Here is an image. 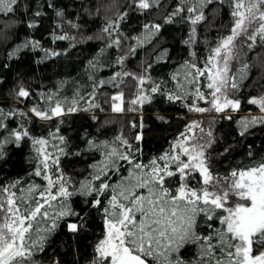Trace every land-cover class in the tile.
Instances as JSON below:
<instances>
[{
	"label": "snow or ice",
	"instance_id": "obj_1",
	"mask_svg": "<svg viewBox=\"0 0 264 264\" xmlns=\"http://www.w3.org/2000/svg\"><path fill=\"white\" fill-rule=\"evenodd\" d=\"M212 2L180 0V6L165 18V23H171L181 13H188L186 18L193 27L184 43H195V26L205 21L203 9ZM18 4L19 0H0V14L14 13ZM156 4L158 0H133L132 7L144 11ZM229 6L233 18L229 34L210 49L203 67L185 62V84L178 85L182 94L169 92L166 94L168 101L182 100L191 95L192 103L185 105L189 111L227 113L239 110L241 101L233 98L232 93L239 90L246 78L248 65L245 63L236 71L232 70V62L238 59L236 42L242 38V46L250 51L258 45L264 47V0H229ZM35 15L41 13L36 12ZM125 15L110 22L103 31L111 36V30L118 28L119 20ZM35 26L34 23L29 24V27ZM161 27L160 24H145L147 34L144 40L138 39V43L149 41ZM119 44L120 39L116 37L108 46ZM32 46L39 47V42H32ZM22 47H28V44ZM191 55L194 57L195 53ZM124 59L119 57L117 63L122 64ZM89 63L92 65L91 61ZM122 75L132 76L139 85L131 105H143L151 100L143 90L145 76L116 73L110 80L100 81L99 85L114 83ZM201 78H206L203 88L207 92L201 86ZM173 79H176L175 75ZM185 85H190L192 90L189 91ZM160 91L159 84L150 89L151 93ZM29 95L22 87L17 93L19 98ZM94 97L95 86L85 111L99 108ZM52 99V96L48 97L49 101ZM83 99L74 98L67 106L65 101L56 100L47 109L33 107L30 112L41 120H51L79 111L77 104ZM111 100L114 113L124 111L122 92L112 96ZM198 101H203L208 107H200ZM248 102L257 105L264 114V95L249 98ZM128 110L136 111L137 108ZM17 115L26 116L27 113L5 114L0 110V129L7 132V136L0 139V158L5 155L6 144L19 145L22 140L30 138L22 123L14 129H9L5 123ZM225 118L232 117L227 115ZM238 123L239 135L243 137L250 128L264 124V115L244 118ZM132 127L137 125L132 124ZM139 127L142 129L143 124ZM196 129L203 135L198 136ZM212 136L210 129L205 132L199 121H193L168 152L148 163L137 158L139 149L133 151V146L123 136L116 137L118 146L90 139L87 141L88 149L99 151L102 159L91 166L93 173L78 188L73 187L59 169L60 156L66 155L64 149L53 145L56 152H47L46 139L31 138L39 158V164L31 175L42 177L47 183L22 187L21 181L16 180L0 185V264H39L35 257L45 251L50 236L68 217L77 218L76 222H67L68 232L78 234L85 227L88 213L81 215L73 210L69 203L73 196L83 197L85 208L94 209L104 225L90 264H264V157L253 160L246 167L233 168L227 175L214 174L207 156V149L213 143ZM142 139L141 131L135 140L139 142ZM59 140L63 143L64 137H59ZM248 156L251 158L253 153L249 151ZM125 165L126 174H122L121 169ZM53 167L55 172L50 174ZM197 175V186H190L189 180ZM113 176L117 177L115 182H112ZM173 182L175 187L170 186ZM70 187L73 190H69ZM201 222L208 230L206 233L198 231ZM186 246L196 249L190 261L181 255ZM51 264H59V261L53 260Z\"/></svg>",
	"mask_w": 264,
	"mask_h": 264
},
{
	"label": "trees",
	"instance_id": "obj_2",
	"mask_svg": "<svg viewBox=\"0 0 264 264\" xmlns=\"http://www.w3.org/2000/svg\"><path fill=\"white\" fill-rule=\"evenodd\" d=\"M228 1L213 0L203 9L206 19L197 25L196 58L203 59L220 37L229 33L232 16ZM132 4L133 0H19L14 13L0 14V110L5 114L27 113L5 123L9 129L22 123L30 134V138L19 145L9 143L4 146L5 155L0 158V185L16 180L21 181L22 187L47 183L42 177L31 175L39 164L31 138L46 139L47 152H56L53 145L64 149L66 155L60 156L59 169L70 184L78 188L93 173L91 166L102 159L99 151L88 149V140L107 141L118 146L116 137L123 136L133 146V151L139 149L137 158L148 163L168 152L185 132L191 123L185 105L190 104L193 97L189 95L182 101L170 102L166 92L182 94L178 85L185 84L183 68L190 57L189 45L184 43L189 39V21L184 12L171 23H165V18L180 6V0H158V4L144 11L137 10ZM36 12L41 15L36 16ZM58 12L62 14L57 15ZM125 13L118 28L111 30V36L103 31ZM31 23L36 26L29 27ZM145 24L162 27L149 41L140 44L138 39L144 40L147 34ZM59 36L67 38L56 39ZM116 37L128 40L126 53L120 51V46H108ZM32 42H39V47H33ZM25 44L28 47H22ZM133 48L135 51L131 52ZM122 56L125 59L118 64L117 60ZM245 63L248 65L247 76L236 95L241 101L239 111L258 112V107L248 100L264 95V47L258 45L251 51L248 49ZM124 72L148 77L152 84L160 85L161 91L150 94L151 100L143 105L133 106L130 101L136 97L139 85L132 76L122 75L114 83L99 85L100 81H108L116 73ZM174 75L176 79H173ZM94 86V99L99 108L85 111L92 100ZM18 87L26 89L30 95L19 98L15 95ZM185 87L192 90L190 85ZM121 92L124 111L114 113L111 97ZM49 96L53 97L51 101ZM79 97H84L77 104L80 110L58 118L41 120L30 112L33 107L47 109L56 100L65 101L67 106ZM131 107L137 110L129 111ZM246 115H232L231 119L218 115L208 124L213 143L207 149V156L214 174L227 175L233 168L246 167L253 160L264 157V124L250 128L243 137L239 135L238 122L251 117ZM132 124L137 127L133 128ZM141 131L143 139L137 142L135 136ZM4 136L7 132L0 129V139ZM61 136L63 143L59 140ZM249 151L253 153L251 158ZM126 167L121 169L122 174H126ZM54 172L55 167L50 174ZM116 179L113 176L112 182ZM197 180L198 175L190 179V186L196 187ZM170 186L175 187V183ZM69 190H73L72 187ZM83 200V197L73 196L69 203L81 215L88 213L85 227L74 235L68 232L67 222H76L77 218L61 221L50 236L45 251L35 257L39 264H51L53 260L59 264H90L104 225L94 209L85 208ZM198 231L206 233L208 230L201 222ZM195 252L194 246H186L181 255L190 261Z\"/></svg>",
	"mask_w": 264,
	"mask_h": 264
},
{
	"label": "rangeland",
	"instance_id": "obj_3",
	"mask_svg": "<svg viewBox=\"0 0 264 264\" xmlns=\"http://www.w3.org/2000/svg\"><path fill=\"white\" fill-rule=\"evenodd\" d=\"M228 3H229V1H228ZM231 11H232V9H231ZM185 15H186V17L188 16V13H186L185 12ZM232 23H233V18H232ZM189 24H190V22H189ZM192 25L190 24V31H189V37H190V33H191V29H192ZM196 27V38H195V41H196V39H197V25L195 26ZM229 33H227L226 35H228ZM225 35V36H226ZM224 37V36H223ZM222 37H220V39H221ZM218 43V42H217ZM216 43V44H217ZM237 49H238V59L237 60H234L233 62H232V65H231V67H232V70L233 71H236L237 69H239L240 67H241V65L242 64H244V60H245V56H246V53H247V50H248V48L246 47V46H242L243 45V40H242V38L241 39H239V40H237ZM216 44L213 46V47H215L216 46ZM128 45H129V43H128V40L125 38V37H120V44H119V46H120V51L121 52H123V54L124 53H126V51H127V47H128ZM189 45V48H190V57H189V62H194V63H197L198 64V66H200V67H203V64H204V60H205V58L209 55V52H210V50L207 52V54L204 56V58L203 59H198V58H196V55L193 57L192 55H191V53H195L194 52V43H192V44H188ZM126 46V47H125ZM212 47V48H213ZM125 50V51H124ZM122 54V55H123ZM200 60V61H199ZM201 63V64H200ZM200 64V65H199ZM183 67V66H182ZM181 67V68H182ZM180 68V69H181ZM183 70H184V72L186 71V68H183ZM128 73H132V74H134L135 76H137V77H139V76H142L140 73H134V72H128ZM144 76V75H143ZM146 77V76H145ZM147 79H146V83L143 85V90H144V92H145V94H147V95H149L150 96V94H153V93H151L150 92V89H151V87H153L154 86V84H152V81H151V79H149L148 77H146ZM204 83H206V78H201V86H202V88H203V84ZM21 87H18L17 88V90L19 91V89H20ZM139 88V87H138ZM138 88H137V90H136V92L137 93H135V94H138ZM203 90L205 91V92H207V89L206 88H203ZM18 91H17V93H18ZM17 93L15 94V95H17ZM166 93H168V92H166ZM115 95H118V94H115ZM237 91L235 92V93H232V96H233V98H235V99H239L237 96ZM114 96V95H113ZM137 96V95H136ZM250 98H252V97H250ZM193 100V99H192ZM182 101V100H181ZM249 101V100H248ZM112 103H113V101H112ZM115 103H117V104H120L121 102L120 101H115ZM181 103H183V102H181ZM192 103V102H191ZM198 103V105L200 106V107H208V105L206 104V103H204L203 101H198L197 102ZM255 105V104H254ZM123 106V105H122ZM257 106V105H256ZM258 107V106H257ZM187 108V107H186ZM187 110H188V108H187ZM239 110H240V108H239ZM239 110H237V111H228L227 113H216V112H204V113H198V112H194V111H189L188 112V115H190V118H191V122H193V121H199L200 123H201V126L205 129V132H207L208 131V124L210 123V122H212V120H213V118L214 117H217L218 115H223V116H227V115H230V116H232V115H240V116H243V117H245V114H248V115H246V116H261V115H264V114H262L261 112H260V109H259V107H258V112H246V113H243V112H241V111H239ZM33 114V113H32ZM34 115V114H33ZM196 131V133H197V135L199 136V135H203V134H201L200 132H199V129H196L195 130Z\"/></svg>",
	"mask_w": 264,
	"mask_h": 264
}]
</instances>
